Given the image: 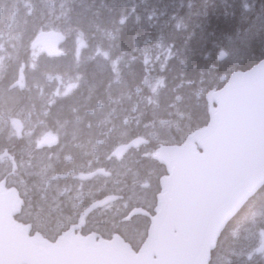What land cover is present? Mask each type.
<instances>
[{
	"label": "rangeland",
	"instance_id": "374dc122",
	"mask_svg": "<svg viewBox=\"0 0 264 264\" xmlns=\"http://www.w3.org/2000/svg\"><path fill=\"white\" fill-rule=\"evenodd\" d=\"M51 1L55 0H0V77L4 76L7 70L10 73L9 81L0 87V180L4 177L7 178L8 184L11 186L22 183L29 194L33 192L31 195L36 194L34 191L38 188H41V194H45L49 190L52 191L53 188L59 195L65 194L68 192L69 185L61 182L66 175L53 173L56 166L62 162L58 155L50 154V152L32 154L34 150L28 151L32 144H36L44 134L49 132L46 130L43 119L35 121L32 119L33 110L30 103L19 106L21 100L24 102L23 97H19L20 90L27 91L29 100L38 98L40 105L45 104L48 107L75 90L72 85H75L79 78L82 81L88 80L87 89H85L86 102L88 94L92 93L97 85L91 84L97 77V70L94 67H89V64L92 63L101 66V68L112 64L110 69L113 70L118 62H124V59L121 61V57L115 56V46L108 45V50L101 51L98 46L89 44L83 38L80 28L92 23L88 17L89 8L83 6L81 2L77 3L68 22L59 26V21H55L54 16L51 15L53 13L51 6L54 3ZM57 1L58 6L63 5L64 0ZM222 1L235 3L245 23L241 31L222 41V48L219 50L224 52L222 62L232 65L255 62L258 56L252 49L264 50V0ZM154 5L155 7L147 16V20H149V26L154 25L157 31H162L163 22L160 10L157 8L156 2ZM45 9L50 12L48 16L45 14ZM178 25L179 23L176 22L172 26L169 37L163 42L160 43L158 39H155L154 43H151L147 38L146 43L136 47L138 55L131 56L132 64L140 62L147 71L153 58L160 57V55H163L164 60L170 58L174 52L171 50L173 41L180 32V28H177ZM50 29L62 30L72 38L65 43V53L61 57L48 58L39 53L38 48L30 47L31 40L37 32ZM6 40L14 41L13 45L16 44L21 49V54L19 57H15L16 62L13 66H8L10 53L4 45ZM24 57L26 60L22 61ZM87 73L88 79H86ZM113 78L115 83L108 92L110 98L112 94L117 93L114 102L125 101L127 109L135 111L136 101L126 95V80L117 74ZM160 85L163 86L162 83ZM201 92L202 90L196 92L195 97H200ZM158 96L162 97V102L159 98L152 101L155 123L142 134L152 142H170L174 140L170 130L172 127L178 129L180 123L178 118H181L185 111L179 108L169 111L165 93L160 91ZM145 101L146 103L150 102L148 98ZM129 105H131V109ZM174 106H176V102ZM84 107L87 108L86 103H84ZM124 110L125 108L117 109L107 104L100 109L102 112L98 114L102 117V122L112 121L114 123L107 133L112 132L114 135H118L120 143L125 141L128 134L124 127L127 122V114L124 115ZM88 111L92 110L88 109ZM35 113L38 114L37 111ZM118 113L120 115L122 113L121 116H124L120 119L121 124L115 125L118 120L115 116ZM2 117L5 119L3 120ZM14 118H21L24 123L25 130L22 137L26 143L25 141L17 143V134L11 124V120ZM186 118L185 123H189L191 117L187 116ZM79 130L82 131L81 137L85 138L87 131L84 128ZM60 136L59 134L58 137ZM154 152L155 150L150 145L140 147L127 154L122 160H117L112 164V167L109 168L112 169L111 177L99 179L95 187L86 186L87 195L112 188L123 194L125 198L96 211L90 221L86 223L85 229L96 227V230L99 229L98 231L108 230L111 232L114 230L127 236L133 245L139 247L142 244L147 234V221L136 216L138 214L132 218L123 219V221L122 218L136 205L141 204L150 209L156 205L159 178L165 173V167L159 164L154 157ZM20 156L26 158L21 160ZM125 177L128 179L126 180ZM126 186L129 187L125 188ZM123 188L125 189L122 190ZM260 198L261 203L250 207L242 215V229H232L229 232L231 236L237 238L236 246L232 250L225 249V252L218 251L214 256L213 264H264V251L258 252L264 238V196L261 195ZM75 206H78L77 201ZM105 234L108 235L107 232Z\"/></svg>",
	"mask_w": 264,
	"mask_h": 264
},
{
	"label": "water",
	"instance_id": "95a60500",
	"mask_svg": "<svg viewBox=\"0 0 264 264\" xmlns=\"http://www.w3.org/2000/svg\"><path fill=\"white\" fill-rule=\"evenodd\" d=\"M66 39L62 31H41L31 48L40 46L48 56H59ZM262 60L228 77L222 75L224 85L206 93L208 123L182 144L163 143L157 148L155 158L168 173L160 178L158 209L137 250L119 233L98 240L96 233L61 235L53 242L40 235L29 237V226H20L13 219L21 201L17 189L4 190L1 181L0 264H209L222 231L264 185ZM15 127L20 135L22 127ZM55 141L47 137L42 144ZM147 141L144 136L134 137L116 147L112 155L122 158L131 147ZM101 172L104 169L90 176ZM249 190H256L255 194L249 196ZM119 197L107 195L91 203L85 214ZM137 213L149 215L145 208L137 207L129 216ZM263 249L264 245L259 251Z\"/></svg>",
	"mask_w": 264,
	"mask_h": 264
},
{
	"label": "trees",
	"instance_id": "16d2710c",
	"mask_svg": "<svg viewBox=\"0 0 264 264\" xmlns=\"http://www.w3.org/2000/svg\"><path fill=\"white\" fill-rule=\"evenodd\" d=\"M51 2H54L51 6L53 10L51 15L54 16L55 21H59V26L68 22L77 3H83V6L90 9L88 17L92 22L89 26L84 25L80 28L83 38L89 44L98 46L101 51L108 50V45L115 46V56L121 57V61L124 59V62H118L113 70L110 69L112 64L103 68L92 63L89 64V67H94L97 70V77L91 83L97 85L95 90L88 94L86 101V109L92 110L86 113L83 119L82 128L87 131V135L82 138L79 131L78 139L82 141L86 154L89 151L93 152L99 145L103 155L102 159H104L105 153H109L120 141L118 135H114L112 132L107 133L108 129L114 125L113 122L104 123L102 117L98 115L102 112L100 109L105 105L109 104L110 107L117 109L125 108L124 115L127 114V122H125L124 127L129 137H135L155 123L152 101L159 98L162 102V97L158 96V93L164 92L167 96V109L169 111L175 108L185 111V114L178 118L180 122L177 121L179 123L178 129L172 127L170 130L174 138L170 142L180 144L192 131L207 124L208 104L205 93L223 85V81L220 79L222 74H228L236 69H243L254 64V61H250L232 65L223 63L219 58L222 41L241 31L245 24L243 16L236 7L237 5L232 2L222 0H64L62 6H58L57 0ZM154 2L157 3V8L160 10L163 22L162 31H157L154 25L149 26V20H147V16L155 7ZM44 11L48 16L50 12L46 9ZM176 22L179 23L177 28H180V32L173 41L171 50L174 52L170 58L164 60L163 55L153 58L147 71L140 62L132 64L131 56L138 55L135 50L136 47L146 43L147 38L151 43H154L155 39H158L160 43L163 42L169 37L172 26ZM14 43L12 40L4 42L7 51L10 53L8 66L15 65V57H19L21 54V49L16 44L14 46ZM252 50L258 56L256 61L264 57V50ZM100 55L102 54L100 53ZM25 60V57L22 58V61ZM115 74L126 80V95L131 96L136 101L135 111H129L125 101L114 102L117 93L112 94L110 98L108 92L115 83L113 78ZM86 76L88 79V73ZM99 76L101 78L98 79ZM9 78L10 73L7 70L4 77L0 78V87L5 85ZM87 82L88 80H85V89H87ZM200 90H202L201 96L196 98L195 93ZM19 97L24 99V102L21 100L19 106L30 103L36 118L38 120L43 119L48 125L64 122L67 116L72 113L71 109L68 110L69 112L67 111L68 115L65 112V98L57 100L58 102L48 107L45 105L40 107L33 98L29 100V95L23 91L19 92ZM146 98L150 102L146 103ZM175 102L176 106H174ZM131 105H129L130 109ZM119 115L118 113L115 116L116 120L118 118L115 125L121 124L120 119L124 115L121 116L122 113ZM187 116L191 117L189 123H185ZM87 124L90 126L86 127ZM20 140L21 138H18V141ZM98 140L101 142L97 143ZM148 145L155 150L159 143L149 141ZM127 187L129 186L125 188ZM103 193L104 191L101 195ZM261 195L264 196V185L227 224L211 253V262H213L218 251L225 252V249L232 250L236 246L237 238L231 236L229 232L232 229H242V215L250 207L261 203ZM143 219V221H147V219ZM99 232L104 236L105 232L112 234L114 231ZM125 239L130 242L127 236Z\"/></svg>",
	"mask_w": 264,
	"mask_h": 264
},
{
	"label": "flooded vegetation",
	"instance_id": "af4514ba",
	"mask_svg": "<svg viewBox=\"0 0 264 264\" xmlns=\"http://www.w3.org/2000/svg\"><path fill=\"white\" fill-rule=\"evenodd\" d=\"M72 86L75 87V90L63 97L66 100L65 112L67 113L71 109V115L67 113L68 116L66 115L67 119L64 122L52 125L45 122L46 130L49 133L44 134L42 139L46 135H56V141L51 144H42V139H39L36 144H32L28 149V151L34 150L32 154L50 152V154L58 155L59 160H62V162L56 166L53 173L66 175L61 182L69 185L68 192L59 195L57 190L53 188L52 191L49 190V192L41 194V188H38L34 191L36 194L31 195L33 192L29 194L22 183L15 185L21 202L14 219L21 226H29V236L42 235L50 240H55L58 236L66 233L85 235L95 231L96 227L85 229V225L99 209H95L87 215L85 211L91 202L101 197V191L95 192L93 195H87L86 186L89 188L95 187L103 175L99 174L92 178H86L85 176L87 173L96 171L101 167L110 170L111 176L112 169L109 168L116 162L110 151V154L102 159L103 155L99 145L93 152L85 153V147L82 145V141L78 139V132L83 126V119L86 113L89 112L88 109H84V103H86L85 81ZM88 126L90 125L87 124L86 127ZM24 130L23 127L22 133ZM22 133L18 137L21 140H17V143L25 141ZM59 134L60 137H58ZM25 158L20 156L21 160ZM3 179L6 181L5 187H11L7 178L4 177ZM76 201L78 206H75Z\"/></svg>",
	"mask_w": 264,
	"mask_h": 264
},
{
	"label": "snow or ice",
	"instance_id": "6c2138e0",
	"mask_svg": "<svg viewBox=\"0 0 264 264\" xmlns=\"http://www.w3.org/2000/svg\"><path fill=\"white\" fill-rule=\"evenodd\" d=\"M260 63L264 64V60L260 61ZM256 190H249V196L254 195ZM242 206V205H241ZM238 211V209H237ZM223 226H226V221L224 222Z\"/></svg>",
	"mask_w": 264,
	"mask_h": 264
},
{
	"label": "bare ground",
	"instance_id": "6f19581e",
	"mask_svg": "<svg viewBox=\"0 0 264 264\" xmlns=\"http://www.w3.org/2000/svg\"><path fill=\"white\" fill-rule=\"evenodd\" d=\"M93 105V104H92ZM84 109H85V107H84ZM86 110V109H85Z\"/></svg>",
	"mask_w": 264,
	"mask_h": 264
}]
</instances>
